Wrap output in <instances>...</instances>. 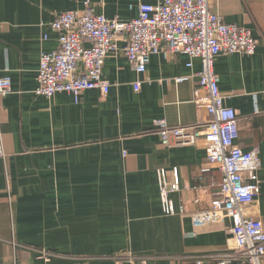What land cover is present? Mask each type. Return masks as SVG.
Listing matches in <instances>:
<instances>
[{
	"label": "crops",
	"instance_id": "crops-1",
	"mask_svg": "<svg viewBox=\"0 0 264 264\" xmlns=\"http://www.w3.org/2000/svg\"><path fill=\"white\" fill-rule=\"evenodd\" d=\"M85 1L106 19L128 22L140 5L162 0H0V78L11 79V93L0 97V264H118L128 257L218 264L231 248L230 221L198 228L191 221L209 211L221 175L201 172L204 141L166 148L153 125L208 121L198 60L154 55L136 74L121 54H112L102 68L108 94L85 91L78 104L65 93L34 94L40 52L58 47L47 24L62 12L81 11ZM210 3L226 24L249 29L258 41L251 56L219 55L214 72L224 105L236 113L238 146L258 149L252 217L264 226V0ZM174 171L175 212L167 215L160 187L173 182Z\"/></svg>",
	"mask_w": 264,
	"mask_h": 264
},
{
	"label": "built area",
	"instance_id": "built-area-1",
	"mask_svg": "<svg viewBox=\"0 0 264 264\" xmlns=\"http://www.w3.org/2000/svg\"><path fill=\"white\" fill-rule=\"evenodd\" d=\"M47 25L58 35V47L51 52L41 51L39 55L34 94L44 98L65 93L78 104L85 91L108 94L102 68L112 54H121L136 74L145 72L154 55L184 54L200 62L198 86L208 97V121L202 126L172 127L165 120H155L153 125L159 143L166 148L204 141L206 153L201 172L215 170L221 175L209 211L194 216L191 221L196 228L222 219L230 221L231 248L218 257V264H231L232 260L236 264H264V226L252 217L255 188L260 183L258 149L243 151L238 146L236 113L224 105L225 98L218 88L219 77L214 72L219 55L255 53L258 41L252 31L226 24L217 13L211 12L210 0H162L155 5H140L137 16L128 22L106 19L94 13L90 2L85 1L81 11L62 12ZM46 39L44 34L42 41ZM123 39L125 45L120 48L118 43ZM139 87L140 82L133 84L135 91ZM10 93L11 79L1 77L0 97ZM0 159H5L1 130ZM173 175L175 178L169 186L163 182L160 187L162 211L167 215L175 212L170 195L179 186L176 171ZM178 211L184 213L183 207ZM124 262L147 264L146 259L138 257L121 259L118 264Z\"/></svg>",
	"mask_w": 264,
	"mask_h": 264
}]
</instances>
